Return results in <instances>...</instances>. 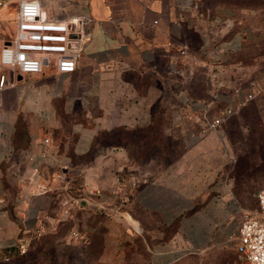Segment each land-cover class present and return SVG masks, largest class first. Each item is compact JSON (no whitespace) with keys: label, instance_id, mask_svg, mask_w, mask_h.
Instances as JSON below:
<instances>
[{"label":"crops","instance_id":"0c3cea01","mask_svg":"<svg viewBox=\"0 0 264 264\" xmlns=\"http://www.w3.org/2000/svg\"><path fill=\"white\" fill-rule=\"evenodd\" d=\"M38 1L47 18L79 16L80 52L70 73L0 66V248L35 228L51 194L63 190L58 159L82 182L78 209L108 214L87 227L101 233L88 260H220L244 207L222 135L196 139L198 112L184 100L206 98L209 65L245 42L233 9L207 0ZM16 4L0 5V46L13 35Z\"/></svg>","mask_w":264,"mask_h":264},{"label":"rangeland","instance_id":"374dc122","mask_svg":"<svg viewBox=\"0 0 264 264\" xmlns=\"http://www.w3.org/2000/svg\"><path fill=\"white\" fill-rule=\"evenodd\" d=\"M207 6L233 9L236 23L246 40L242 47L209 65V72H218L220 80L243 82L250 77L259 81L252 99L222 122L219 130L223 149L230 161V176L234 193L243 210H254L253 194L264 188V0H207ZM232 14V15H233ZM216 26L219 24H215ZM203 77V75H202ZM205 77V75H204ZM205 79V78H204ZM207 92V85H203ZM77 200L68 190L51 194L37 215V226L19 233L14 244L0 248V264H96L94 253L88 260V244L101 233L88 229L89 224H101L108 214L93 212L89 207L78 209ZM241 210V212L243 211ZM133 226L136 223L126 216ZM133 221V222H132ZM101 226V225H100ZM80 235L72 237L70 228ZM135 227V226H134ZM93 243V250L95 249ZM214 256V255H212ZM208 254H190L184 262L191 264H238L232 242L222 247L221 259Z\"/></svg>","mask_w":264,"mask_h":264},{"label":"built area","instance_id":"2783aa9c","mask_svg":"<svg viewBox=\"0 0 264 264\" xmlns=\"http://www.w3.org/2000/svg\"><path fill=\"white\" fill-rule=\"evenodd\" d=\"M179 2L195 6L193 0ZM2 3L3 0H0V5ZM80 28L79 16L47 18L38 0H17L14 32L0 46V66L15 73H37L44 66H51L57 73H70L80 52V38L75 36ZM204 78L208 92L206 98L187 97L184 100L198 112L196 139L210 131L217 132L222 122L252 99L259 87L255 77L247 78L244 83L239 80L230 82L220 80L218 72L206 70ZM186 118L192 120L190 115ZM42 142L48 144V137H43ZM46 154V150H42L41 156ZM53 165L62 188L77 200L74 191L82 186V182L70 174L67 162L57 159L53 160ZM37 172L38 168L33 167L32 173ZM254 197L255 209L240 212L236 233L230 239L239 258L238 264H264V188L257 189ZM69 234L77 237L80 231L72 227Z\"/></svg>","mask_w":264,"mask_h":264},{"label":"bare ground","instance_id":"6f19581e","mask_svg":"<svg viewBox=\"0 0 264 264\" xmlns=\"http://www.w3.org/2000/svg\"><path fill=\"white\" fill-rule=\"evenodd\" d=\"M132 222H133V221H132ZM133 224H134L135 228L137 229L138 227H137L136 223H133Z\"/></svg>","mask_w":264,"mask_h":264}]
</instances>
